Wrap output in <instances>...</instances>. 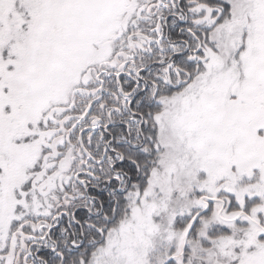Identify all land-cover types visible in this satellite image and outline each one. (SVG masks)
<instances>
[{
    "label": "snow or ice",
    "instance_id": "6c2138e0",
    "mask_svg": "<svg viewBox=\"0 0 264 264\" xmlns=\"http://www.w3.org/2000/svg\"><path fill=\"white\" fill-rule=\"evenodd\" d=\"M0 264H264V0H0Z\"/></svg>",
    "mask_w": 264,
    "mask_h": 264
}]
</instances>
